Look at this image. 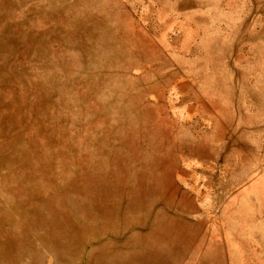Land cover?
<instances>
[{
    "label": "rangeland",
    "instance_id": "1",
    "mask_svg": "<svg viewBox=\"0 0 264 264\" xmlns=\"http://www.w3.org/2000/svg\"><path fill=\"white\" fill-rule=\"evenodd\" d=\"M0 264H264V0H0Z\"/></svg>",
    "mask_w": 264,
    "mask_h": 264
}]
</instances>
